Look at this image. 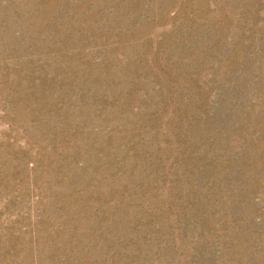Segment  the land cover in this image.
I'll return each instance as SVG.
<instances>
[{
	"label": "rangeland",
	"instance_id": "1",
	"mask_svg": "<svg viewBox=\"0 0 264 264\" xmlns=\"http://www.w3.org/2000/svg\"><path fill=\"white\" fill-rule=\"evenodd\" d=\"M0 264H264V0H0Z\"/></svg>",
	"mask_w": 264,
	"mask_h": 264
}]
</instances>
